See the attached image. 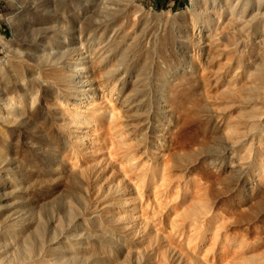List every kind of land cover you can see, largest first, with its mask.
<instances>
[{
    "label": "rangeland",
    "instance_id": "obj_1",
    "mask_svg": "<svg viewBox=\"0 0 264 264\" xmlns=\"http://www.w3.org/2000/svg\"><path fill=\"white\" fill-rule=\"evenodd\" d=\"M133 4L143 10L140 16L130 13L134 20L103 23L97 9L79 0H0V63L11 59L15 72L0 70V86L7 90L3 96L0 88V98L11 97L8 104L15 107L13 130L0 144V264H203L168 241L172 230L161 215L145 220L140 208H127L134 191L114 168L81 151L68 161L52 120L57 116L36 109L41 94L36 83L30 81L32 96L17 84L19 78L26 80L19 60L59 85H73L71 76L89 68L91 79L104 78L114 97L132 107L127 119L138 142L150 148L154 133H165L169 146L181 150L171 156L176 162L208 163L215 151L231 149L250 169H264L262 121L243 119L239 137L229 147L222 144L224 135L214 122L217 115L229 119L226 104H241L235 90L245 85V54L221 50L217 43L222 53L203 59L196 33L215 19L200 7L193 10L190 0ZM160 13L161 19L149 18ZM252 101L264 109V97ZM147 168L138 170L153 175ZM193 180L203 183L206 178L194 172L178 189L190 187ZM210 192L218 199L219 216L231 220V227L264 228V202L244 192L232 176L221 174ZM178 226L187 228L182 218Z\"/></svg>",
    "mask_w": 264,
    "mask_h": 264
},
{
    "label": "bare ground",
    "instance_id": "obj_2",
    "mask_svg": "<svg viewBox=\"0 0 264 264\" xmlns=\"http://www.w3.org/2000/svg\"><path fill=\"white\" fill-rule=\"evenodd\" d=\"M79 1L93 10L97 9V15L103 23L131 21L130 13L139 16L143 13L141 6L133 4L134 0ZM190 2L192 9L200 7L210 20L215 19V22L206 21L202 31L196 33L198 41L195 40L199 42L203 59L211 52L218 55L222 53L221 50L227 48L245 54L247 65L242 72L246 75L245 85L235 90L241 104L237 102L225 105L228 106L227 112L224 113L229 118L227 121L223 119V115L214 118L217 130L224 135L222 144L229 147L228 145H232L231 141H236L239 137L240 122L243 119L248 117L264 123V109L259 101H252L253 97H264V0H190ZM163 17V13L149 16L150 19L157 20ZM217 43L221 50L215 46ZM100 53L102 52L96 54L103 56ZM95 60H91L94 65ZM11 62V59L1 62L0 70H5V74L7 72L8 75H14ZM18 63L22 70L20 75L26 79L17 80L24 95L32 96V93L29 94L30 81L35 82L41 92L40 97L36 99V109L57 116L52 120L61 136L60 139L63 140L64 150L69 153L68 161L71 162V158H74L72 154L81 151L91 160L100 161L114 168L134 191L131 206L127 208L129 210L140 208L145 220L161 215L162 220L172 230L168 234V241L176 242L180 251L185 249L190 255L198 257L203 264H264V228L241 230L231 227V220L219 216L218 199L210 192L218 182L219 176L226 174L232 176L236 185L241 184L244 192L254 194L257 201L264 202L263 166L255 170L250 169L232 153L231 149L215 151L211 154L215 159L208 163L199 159L197 162L193 160L185 163L176 162L171 156L180 155L181 150L169 146L165 133H154V143L150 148L143 147L138 142L140 136L127 119L132 107L120 103V100L114 97L110 86H106L102 81L104 78L96 74L97 77L91 79L94 75L93 68L92 76L87 72L89 66L88 69L74 73L71 76L75 83L73 85H63L62 81H60L62 85H59V81L55 79L57 85L43 76L44 73L40 75L33 72L30 68L32 65L26 61L19 60ZM37 65L39 69L42 70L43 67L45 70L43 66L45 63ZM101 73L99 72L100 75ZM1 89L3 96H7L5 87ZM12 98L14 100V97ZM10 99L0 98V144L7 141L8 133L13 130L10 128V115L11 108L15 107L10 108L11 105L8 104ZM21 100L24 101V98ZM139 166H147L146 170H152L153 175L147 177L145 170H138ZM197 171L205 175V182L193 180L190 187L178 189L184 178ZM121 197L127 198L125 194ZM252 200L250 197L249 201ZM179 218L184 219L186 229L178 226Z\"/></svg>",
    "mask_w": 264,
    "mask_h": 264
}]
</instances>
